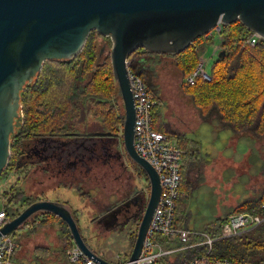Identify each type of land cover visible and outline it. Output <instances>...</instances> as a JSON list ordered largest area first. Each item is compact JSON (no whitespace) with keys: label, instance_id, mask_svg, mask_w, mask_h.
I'll return each mask as SVG.
<instances>
[{"label":"water","instance_id":"obj_1","mask_svg":"<svg viewBox=\"0 0 264 264\" xmlns=\"http://www.w3.org/2000/svg\"><path fill=\"white\" fill-rule=\"evenodd\" d=\"M240 20L264 40V0H0V177L12 156L13 138L24 119L23 93L38 80L46 61L74 60L92 31L111 41L117 92L124 113L122 138L130 161L148 179L150 196L129 256L135 264L159 202L158 172L135 148V101L128 61L139 49L176 55L214 28ZM225 51L220 52V56ZM51 213L68 226L73 242L100 264L85 239L74 209L56 200H35L0 227V242L37 217Z\"/></svg>","mask_w":264,"mask_h":264},{"label":"trees","instance_id":"obj_2","mask_svg":"<svg viewBox=\"0 0 264 264\" xmlns=\"http://www.w3.org/2000/svg\"><path fill=\"white\" fill-rule=\"evenodd\" d=\"M253 34L240 20L229 25H223L221 30V36L223 37L221 50L219 51L218 58L212 63L210 68L213 80L211 82H205L199 79L193 84H188L184 80L183 87L185 93L192 97L193 103L202 113H208L212 109H216L220 114L222 122L228 124L234 131L240 132L249 129L261 136L264 135V40L258 38L256 44L250 45L246 39ZM99 36L100 34L97 31H92L84 49L72 61H46L40 74L42 81L37 85L26 88L23 93V123L17 135L13 138L12 156L2 176L9 170L20 171L21 169L23 170V167H27L21 158L25 151L24 142L28 137L48 133L67 135L68 132L73 131L70 120H72V96L74 80L76 78L92 80L95 86L93 92L95 95H100L98 91H101V86L105 82L108 88L107 96L109 98L115 97L121 103L109 54L111 41L106 37L109 41L107 40L105 43ZM98 38L101 40L100 43L98 42ZM210 38V35L201 36L183 52L174 56H166L175 59L177 66L183 71L186 77L196 69L199 63L204 45L203 40L210 41ZM222 50L225 51V55L220 56ZM153 55L159 54L148 53L142 48L137 50L129 59L131 61L130 67L140 74L150 86L155 97L160 101L153 90L147 73V64ZM142 56L149 57L148 61H140L139 58ZM81 71L93 72L94 74L92 77L90 75H81ZM92 86L93 83L89 82L86 86H80L79 91L86 94L88 92L86 87ZM161 105L160 102L156 108L154 128L157 131L167 133L171 137H174L168 132V126L160 113ZM112 112L114 113L113 116L118 118V123L111 129L113 131L115 129L116 131H120V137L122 138L124 124L122 105V117L119 118L118 113L114 112L113 108L110 109L109 115ZM188 141L190 143L195 142L191 139L184 138L183 143L180 138L179 140L177 139L178 144L182 148L184 147L183 149L185 150L182 164V189L185 196L178 202L176 224L177 226L196 230L187 225L190 221L187 202L191 197L192 188L189 181H184V167L188 161H191L190 163L197 162L198 156L194 155V149H196L197 145L191 148L189 147ZM144 175L146 176L145 173ZM16 190L14 186V188H11V191H4L0 194L4 202L3 208L10 217L16 216L27 205L37 200H29L30 198L28 199V197L23 198V193L17 192ZM20 201H23L20 204L21 207L14 209L15 207L13 205H16ZM262 203H264V186L259 191L258 196L247 198L229 213L222 212L219 214L218 212L211 221L196 231L205 232L212 238H217L214 245V256L233 258L245 264H264V223L236 237L227 239L219 238L222 225L231 215L244 211H254ZM59 218L53 215L48 222L55 221L53 219ZM67 232L69 237L65 248L69 250L75 243L73 242L69 228ZM13 235L17 241V233ZM18 246L19 244L17 243V250ZM199 251L197 249L179 253L177 254L178 258L173 263L187 264L188 260L193 255L199 253ZM125 256H129V254ZM14 258L16 260V253L14 254ZM162 262L163 264H171L165 260H162Z\"/></svg>","mask_w":264,"mask_h":264},{"label":"rangeland","instance_id":"obj_3","mask_svg":"<svg viewBox=\"0 0 264 264\" xmlns=\"http://www.w3.org/2000/svg\"><path fill=\"white\" fill-rule=\"evenodd\" d=\"M210 36V41L203 40L204 45L201 51V56L208 61L209 69L219 54V52L214 54V47L221 43L216 28L212 30ZM100 41L98 38L99 43ZM147 65V73L153 90L162 104L160 113L171 130L168 132L175 135L179 134L180 136H176V139L179 140L180 138L183 143L184 138L191 139L187 137L200 139L203 144V158L207 161L212 160L211 162L206 161L204 164H201V161L192 164L191 161L188 163L185 161L184 179L187 181L188 178L192 187V194L187 202L190 218L187 225L200 230L218 212L219 214L222 212L229 213L247 198L258 196L259 191L264 186V135L260 136L253 130H249V135H246L245 138H235L238 132L229 125V127L213 130L212 126L203 120L210 112L202 113V118H200L199 109L193 103L192 97L185 93L183 87L185 74L177 66L173 57L153 55ZM93 165L95 168H101L99 163ZM116 174L112 170L103 174L102 170L99 169L90 176L94 185L101 189L99 190L100 193L102 192L101 198L97 197L100 206L104 207L113 201L112 192L116 190L119 184ZM55 177L51 178L38 169H33V171H26L25 168L20 171L9 170L0 177V194L4 191H11V188L15 186L16 191L22 192L23 198L28 197L29 200L43 196L62 202L68 201L67 203L76 210L84 237L90 247L101 257L115 261L120 254H130L135 243L137 226L131 225L125 230L110 233L104 231L102 226L98 224L101 228L99 231V227L95 226L97 229L93 227L90 220L92 216H95L96 211L86 206L88 201L84 196L81 199L78 197L75 187L77 189L80 187V192L83 194L90 191L86 190L85 185L78 181L79 179L63 182V177ZM42 180L45 182H41ZM145 181V179L139 182L137 180L141 185H145ZM65 185L74 187H66ZM80 192L78 193L82 196ZM21 203L23 201L13 205L14 209L21 207ZM2 207L3 201L0 196V208ZM24 230V228L17 230V235L23 233ZM49 235H56V232H50ZM43 238L44 233H38V235H30V237L20 239L21 246L18 248L16 263L71 264L60 248L57 247L50 250L51 253L46 256L36 253L33 247ZM17 243L19 244L18 240Z\"/></svg>","mask_w":264,"mask_h":264},{"label":"flooded vegetation","instance_id":"obj_4","mask_svg":"<svg viewBox=\"0 0 264 264\" xmlns=\"http://www.w3.org/2000/svg\"><path fill=\"white\" fill-rule=\"evenodd\" d=\"M99 38L105 43L109 41L102 35ZM80 74L92 77L94 73L81 71ZM41 81L39 76L34 85ZM89 82L93 83V86L86 87L88 91L86 94L79 91L80 86H86ZM94 90L92 80L83 78L74 80L72 120H70L73 131L68 132L67 135L48 133L28 137L24 142L25 151L21 158L27 166L23 169L27 171L38 169L51 178L61 176L64 178L63 182L79 179L78 181L82 182L86 190L90 192L83 194L80 192V187L78 189L75 187L78 197L81 199L84 196L88 201L86 206L96 211L95 216L90 219L93 227L102 226L104 231L113 233L133 225L137 226V233L150 196L149 182L142 170L130 161L124 148L123 138L120 137V131L111 129L117 125L118 118L113 116V112L109 115V111L113 108L119 118L122 117L120 101L115 97L107 96L108 88L105 82L101 86V91H98L100 95H95ZM94 163L101 164V168H95ZM99 169L103 174L112 170L117 173L116 177L119 180L116 190L112 192L113 201L104 207L100 206L98 201V198H101L102 192L99 191L101 189L94 185L90 177L95 170ZM144 179L145 185L138 183ZM37 200L54 199L42 196ZM64 203L69 204L66 201ZM74 211L77 215L76 210ZM50 214L43 213L39 217ZM76 217L78 220V216ZM27 226L29 225L24 228ZM98 230L100 231L101 228L99 227Z\"/></svg>","mask_w":264,"mask_h":264},{"label":"built area","instance_id":"obj_5","mask_svg":"<svg viewBox=\"0 0 264 264\" xmlns=\"http://www.w3.org/2000/svg\"><path fill=\"white\" fill-rule=\"evenodd\" d=\"M222 26L219 23L216 28L221 39L220 48L223 43ZM258 38L253 34L246 41L254 45ZM130 63L129 60V80L135 101V148L139 155L148 160L158 172L161 185L159 202L143 242L141 254L134 261L135 264H163L162 260L173 264L175 261L173 258H177V254L193 249H201V252L190 258L187 264H245L233 258L214 256L217 238H212L205 232L177 226L178 202L185 196L182 189L185 150L169 134L154 128L155 112L160 102L140 74L130 67ZM199 79L205 82L213 80L208 61L203 56H200L196 69L185 77L188 84H193ZM7 220L9 215L4 208H1L0 227ZM262 223H264V203L254 211L231 215L222 225L219 238L236 237ZM16 250L17 241L14 235L4 236L0 242V264H19L14 258ZM67 256L71 264H100L76 244L67 251ZM129 256L120 254L115 261H109L113 264H130Z\"/></svg>","mask_w":264,"mask_h":264},{"label":"crops","instance_id":"obj_6","mask_svg":"<svg viewBox=\"0 0 264 264\" xmlns=\"http://www.w3.org/2000/svg\"><path fill=\"white\" fill-rule=\"evenodd\" d=\"M220 49H221L220 45H216L214 47V50H213L214 54L219 52ZM139 60L142 62H146V61H148V57L142 56L139 58ZM198 111H199V117L202 118V111L200 109ZM203 120L206 123L210 124L212 126L213 130L214 129L218 130L219 128L229 127L228 124L222 122V120L220 118V114L216 109H212L210 111V113H208V115ZM169 131H171V130L169 129ZM172 135L174 136L173 138L176 141H177L176 136H180L179 134H176V135L172 134ZM182 135L185 136V134H182ZM246 135H249V129L238 132V134L235 136V138H245ZM187 138H191V140L195 141L193 143L192 142L190 143L188 141L189 147L194 148V145H197L196 149H194V152H195L194 155L198 156L197 162L201 161V164H204L207 160H205L203 158L202 141L198 138H195V137H187ZM211 161L209 160L207 162H211ZM197 162H194V163H197ZM187 181H188V178H187ZM66 187H68V186H66ZM37 199H39V198H37ZM1 200H2V198H1ZM66 202H68V201H66ZM3 206H4V202H3ZM53 215L54 214L38 217L36 222L33 225H29L26 228H24L25 229L24 232L17 235V240L19 242L18 248H20V246H21L20 239H22L23 237H30V235H38V233H44V238L41 239L40 241H38L37 244H35V246L33 247V250H35L36 253H40L41 255L46 256V255L51 253L50 250L57 247V248H60L63 255L65 257H67V250L65 247L63 248V246H66L68 243L67 242L68 237H69V234L67 232L68 228H67V225L64 222H62L63 220L61 218L53 219L55 221L48 222L53 217ZM57 222H58V224H56ZM45 223H49V224H45ZM48 232L49 233L50 232H53V233L56 232V235H49ZM18 253H19V251L17 250L16 256L18 255ZM19 257H22V256L19 255ZM66 260H67V258H66Z\"/></svg>","mask_w":264,"mask_h":264},{"label":"bare ground","instance_id":"obj_7","mask_svg":"<svg viewBox=\"0 0 264 264\" xmlns=\"http://www.w3.org/2000/svg\"><path fill=\"white\" fill-rule=\"evenodd\" d=\"M256 208H258V207H256ZM178 211V210H177ZM177 215V214H176ZM178 258V257H177ZM180 259V258H179ZM174 264V263H173Z\"/></svg>","mask_w":264,"mask_h":264}]
</instances>
